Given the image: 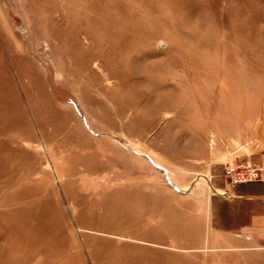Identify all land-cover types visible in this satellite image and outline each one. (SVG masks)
Segmentation results:
<instances>
[{"label": "rangeland", "instance_id": "rangeland-1", "mask_svg": "<svg viewBox=\"0 0 264 264\" xmlns=\"http://www.w3.org/2000/svg\"><path fill=\"white\" fill-rule=\"evenodd\" d=\"M263 161L264 0H0V264H264Z\"/></svg>", "mask_w": 264, "mask_h": 264}, {"label": "crops", "instance_id": "crops-1", "mask_svg": "<svg viewBox=\"0 0 264 264\" xmlns=\"http://www.w3.org/2000/svg\"><path fill=\"white\" fill-rule=\"evenodd\" d=\"M214 189V195L224 197L218 211L217 232L221 236H235L238 245L264 243V182L242 185L225 184Z\"/></svg>", "mask_w": 264, "mask_h": 264}, {"label": "built area", "instance_id": "built-area-1", "mask_svg": "<svg viewBox=\"0 0 264 264\" xmlns=\"http://www.w3.org/2000/svg\"><path fill=\"white\" fill-rule=\"evenodd\" d=\"M264 161L252 162L251 164H243V162H235L224 165L223 177L232 186L246 181L260 180L263 178Z\"/></svg>", "mask_w": 264, "mask_h": 264}]
</instances>
